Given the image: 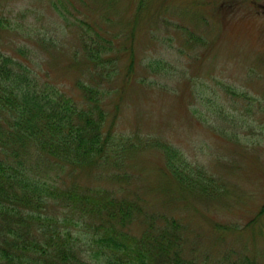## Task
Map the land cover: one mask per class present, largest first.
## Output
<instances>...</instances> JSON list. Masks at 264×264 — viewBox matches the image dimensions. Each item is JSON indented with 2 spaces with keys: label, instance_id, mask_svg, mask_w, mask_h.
I'll return each mask as SVG.
<instances>
[{
  "label": "trees",
  "instance_id": "1",
  "mask_svg": "<svg viewBox=\"0 0 264 264\" xmlns=\"http://www.w3.org/2000/svg\"><path fill=\"white\" fill-rule=\"evenodd\" d=\"M56 1L69 15L70 5ZM72 23L65 25L76 26L78 45L35 30L26 33L35 47L22 43L9 51L0 38V264H264L247 252L198 256L177 213L147 210V196L126 189L140 172L131 168L136 154L149 149L181 190L211 196L223 188L175 143L118 125L129 83L157 84L156 75L169 74L171 65L143 60L149 78L130 52L127 61L118 54L129 48L126 29L107 37L77 15ZM5 27L0 17V30ZM36 47L70 53L80 74L66 77L65 88L41 77L32 61ZM191 92L200 103L187 108L197 120L225 117L216 89Z\"/></svg>",
  "mask_w": 264,
  "mask_h": 264
},
{
  "label": "rangeland",
  "instance_id": "2",
  "mask_svg": "<svg viewBox=\"0 0 264 264\" xmlns=\"http://www.w3.org/2000/svg\"><path fill=\"white\" fill-rule=\"evenodd\" d=\"M63 1L69 15L56 0H0V17L9 23L0 30L1 45L35 47V30L78 45L76 26L65 25L77 15L107 37L126 29L129 48L118 54L127 61L130 52L144 75L151 77L143 60L165 59L172 71L156 75L157 84L129 83L119 99L118 125L175 143L223 189L211 196L181 190L159 171L161 159L151 149L136 154L131 168L140 172L126 189L147 196V210L177 213L187 223V247L198 256L247 252L264 262V0ZM187 32L198 38L188 39ZM34 50L35 70L60 87L80 74L60 47ZM212 88L221 93L225 117L197 120L187 108L200 103L191 91Z\"/></svg>",
  "mask_w": 264,
  "mask_h": 264
}]
</instances>
